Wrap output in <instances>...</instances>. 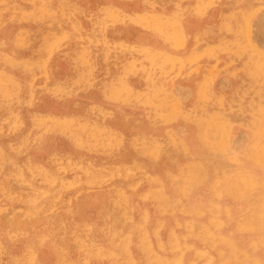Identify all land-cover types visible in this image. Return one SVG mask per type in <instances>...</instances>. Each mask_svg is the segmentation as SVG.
I'll return each instance as SVG.
<instances>
[{
  "label": "rangeland",
  "instance_id": "rangeland-1",
  "mask_svg": "<svg viewBox=\"0 0 264 264\" xmlns=\"http://www.w3.org/2000/svg\"><path fill=\"white\" fill-rule=\"evenodd\" d=\"M0 264H264V0H0Z\"/></svg>",
  "mask_w": 264,
  "mask_h": 264
}]
</instances>
